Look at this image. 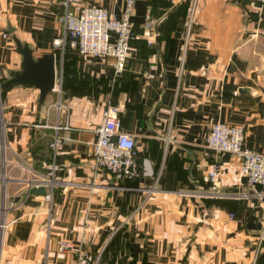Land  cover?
Here are the masks:
<instances>
[{
    "label": "crops",
    "instance_id": "0c3cea01",
    "mask_svg": "<svg viewBox=\"0 0 264 264\" xmlns=\"http://www.w3.org/2000/svg\"><path fill=\"white\" fill-rule=\"evenodd\" d=\"M63 1L0 0L1 80L21 63L8 29L34 57L54 53L57 75L43 106L32 87L0 97V264H76L78 252L112 264H264V238L254 252L261 213L240 160L207 148L210 127L223 123L264 152V7L134 0V38L114 78L111 57L54 50ZM79 1L116 17L126 2ZM107 105L134 139L136 185L94 171V130ZM53 157L61 171L48 202L32 192ZM214 165L216 188L205 179ZM61 243L74 249L61 252Z\"/></svg>",
    "mask_w": 264,
    "mask_h": 264
},
{
    "label": "built area",
    "instance_id": "2783aa9c",
    "mask_svg": "<svg viewBox=\"0 0 264 264\" xmlns=\"http://www.w3.org/2000/svg\"><path fill=\"white\" fill-rule=\"evenodd\" d=\"M264 7V0H242ZM63 14L59 22L63 27V35L53 41L54 50L64 53L72 52L78 57L113 58V76L119 78L124 70L130 52V41L133 38V24L130 20L134 0H126L122 15H111L107 9L99 5L82 4L79 0H64ZM191 17L186 35L191 29ZM153 19L147 12L144 28L151 30ZM1 81V78H0ZM57 88L55 87V90ZM60 109V106L57 107ZM118 108L107 105L102 111V118L95 128V141L91 155L96 172H104L116 181L133 180L140 177L137 166V153L132 136L124 133L118 117ZM60 145V138L55 137L51 148L55 152ZM207 148L215 154H229L240 160L239 173L245 185L251 190L257 202V210L261 213L258 221V239L256 241L255 258L260 252L264 238V152L255 151L245 144L243 128L223 123H215L210 127L207 137ZM45 177L33 188L43 186L46 201L52 197V189L56 184V174L61 171L53 157L46 165ZM220 170L217 165L211 167L206 174V181L213 188L218 185ZM232 217V216H231ZM5 225L0 224V229ZM70 243H61V252L73 250ZM76 264H112L101 263L91 253L78 252ZM115 264V263H114Z\"/></svg>",
    "mask_w": 264,
    "mask_h": 264
},
{
    "label": "water",
    "instance_id": "95a60500",
    "mask_svg": "<svg viewBox=\"0 0 264 264\" xmlns=\"http://www.w3.org/2000/svg\"><path fill=\"white\" fill-rule=\"evenodd\" d=\"M11 34L15 47L21 56L18 70L7 73V78L0 81V97L2 92L14 88L32 87L38 91V104L43 106L49 93L55 91L56 87V57L54 53L34 57L31 47L20 42L14 35L13 29L7 31ZM241 91V90H240ZM33 196H45L46 190L43 186L35 188ZM257 211V202L254 201V213ZM249 229H255L254 225L248 224Z\"/></svg>",
    "mask_w": 264,
    "mask_h": 264
},
{
    "label": "trees",
    "instance_id": "16d2710c",
    "mask_svg": "<svg viewBox=\"0 0 264 264\" xmlns=\"http://www.w3.org/2000/svg\"><path fill=\"white\" fill-rule=\"evenodd\" d=\"M133 28H134V26H133ZM132 35H134V33H133V29H132ZM134 38V37H133ZM133 38H132V40H133ZM131 40V41H132ZM130 41V42H131ZM68 51H66L65 53H67ZM77 56V55H76ZM4 92H2L1 93V95L3 94ZM139 178H136V179H133V180H124V181H118V182H120V183H122V184H126V185H136L137 184V180H138ZM260 212V211H259ZM260 219H261V217H259V218H257V220L258 221H260ZM256 228L258 229L259 228V225H258V222H257V224H256Z\"/></svg>",
    "mask_w": 264,
    "mask_h": 264
},
{
    "label": "rangeland",
    "instance_id": "374dc122",
    "mask_svg": "<svg viewBox=\"0 0 264 264\" xmlns=\"http://www.w3.org/2000/svg\"><path fill=\"white\" fill-rule=\"evenodd\" d=\"M1 99V98H0ZM0 107H1V105H0ZM0 111H1V109H0ZM0 119H1V113H0Z\"/></svg>",
    "mask_w": 264,
    "mask_h": 264
}]
</instances>
